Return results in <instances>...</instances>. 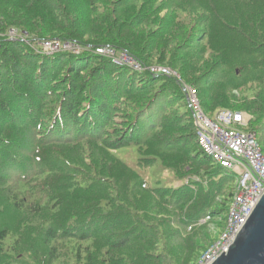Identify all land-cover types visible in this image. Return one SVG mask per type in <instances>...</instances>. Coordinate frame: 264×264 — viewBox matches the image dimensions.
I'll return each mask as SVG.
<instances>
[{
	"label": "trees",
	"instance_id": "1",
	"mask_svg": "<svg viewBox=\"0 0 264 264\" xmlns=\"http://www.w3.org/2000/svg\"><path fill=\"white\" fill-rule=\"evenodd\" d=\"M54 39L85 51L42 54ZM183 83L208 117L251 116L264 154V0H0V264H197L237 175L201 150ZM132 146L182 184L148 187Z\"/></svg>",
	"mask_w": 264,
	"mask_h": 264
},
{
	"label": "built area",
	"instance_id": "2",
	"mask_svg": "<svg viewBox=\"0 0 264 264\" xmlns=\"http://www.w3.org/2000/svg\"><path fill=\"white\" fill-rule=\"evenodd\" d=\"M17 34L18 32L12 29L7 35L14 39ZM40 46L41 51L45 55L48 52L50 56L59 52L80 55L82 51V47L75 41L44 40ZM93 52L110 59L118 66L128 67L136 72L149 71L153 74L177 77V74L168 68L146 67L127 51H119L110 45L98 47ZM184 91L187 92L199 146L204 155L237 175L225 228L197 263L214 264L234 245L240 231L264 196V154L256 133L246 130L252 119L251 116L241 111L220 109L214 114V118L210 119L203 113L196 91L187 86L184 87ZM205 222L206 220H203L200 224ZM189 230H192V227Z\"/></svg>",
	"mask_w": 264,
	"mask_h": 264
},
{
	"label": "water",
	"instance_id": "3",
	"mask_svg": "<svg viewBox=\"0 0 264 264\" xmlns=\"http://www.w3.org/2000/svg\"><path fill=\"white\" fill-rule=\"evenodd\" d=\"M214 264H264V196L240 231L234 245Z\"/></svg>",
	"mask_w": 264,
	"mask_h": 264
},
{
	"label": "rangeland",
	"instance_id": "4",
	"mask_svg": "<svg viewBox=\"0 0 264 264\" xmlns=\"http://www.w3.org/2000/svg\"><path fill=\"white\" fill-rule=\"evenodd\" d=\"M83 50L84 49L82 47V51H81L80 55L82 54ZM41 53L44 54L42 51H41ZM48 55L50 56V54L47 52L46 56H48ZM53 55H55V54H53ZM103 58H106V57H103ZM167 76H173V75H167ZM173 77H175V76H173ZM176 78L179 80L178 76ZM182 86L183 87H185V86L190 87L184 83ZM254 98H255L254 93H252L251 95H246V93L242 94L241 92L237 91L233 95L231 105L233 108L240 107V106L244 105L245 102H251L252 101L251 99H254ZM226 110H230V109H226ZM208 118L212 119V118H214V115L209 116ZM116 154L122 161L126 162L132 168L136 169L143 176V178L148 183V187H157V186L178 187L182 184V182L177 181L175 179V177L171 171L165 170L160 163L156 164L152 168H146V169L140 168L137 164H138L139 159L141 158V155H140L137 147L132 146V147H127V148H122V149L117 150ZM221 231H223V230H221ZM221 231H217L215 236L217 237L218 234H221L222 233ZM215 242H216V240H215Z\"/></svg>",
	"mask_w": 264,
	"mask_h": 264
}]
</instances>
